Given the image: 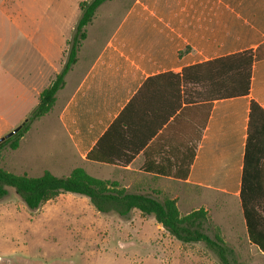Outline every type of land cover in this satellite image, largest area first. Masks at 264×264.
Instances as JSON below:
<instances>
[{
	"label": "crops",
	"instance_id": "1",
	"mask_svg": "<svg viewBox=\"0 0 264 264\" xmlns=\"http://www.w3.org/2000/svg\"><path fill=\"white\" fill-rule=\"evenodd\" d=\"M49 38L31 69L21 47L0 53V139L28 119L66 63L70 39ZM258 49L264 57V0H133L87 63L80 49L46 115H55L76 161L68 176L94 164L95 178L130 193L177 201L186 188L239 198L251 102L264 109V58L253 64L249 96L214 101L202 134L200 89L174 76ZM95 147L112 164L87 160ZM191 160L186 180L174 176Z\"/></svg>",
	"mask_w": 264,
	"mask_h": 264
},
{
	"label": "rangeland",
	"instance_id": "2",
	"mask_svg": "<svg viewBox=\"0 0 264 264\" xmlns=\"http://www.w3.org/2000/svg\"><path fill=\"white\" fill-rule=\"evenodd\" d=\"M82 1L86 0H0V53L21 47L24 68L31 69L38 58L37 47L47 46L50 36L72 40ZM132 2L111 0L97 10L87 26L88 38L80 44L82 62L98 51ZM54 49L58 50V43ZM12 116L15 120L23 115H9V119ZM30 127L19 149L6 146L0 151V168L30 177H39L45 170L57 177L68 176V169L77 165L55 115L38 119ZM91 166L89 174L95 177ZM7 190L8 195L0 199V264H221L203 243H181L139 211L126 217L101 214L87 197L69 193L30 210L14 189ZM177 202L182 216L201 208L207 211L203 231L223 238L232 251V264H264V254L249 242L239 198L192 196L185 188Z\"/></svg>",
	"mask_w": 264,
	"mask_h": 264
},
{
	"label": "trees",
	"instance_id": "3",
	"mask_svg": "<svg viewBox=\"0 0 264 264\" xmlns=\"http://www.w3.org/2000/svg\"><path fill=\"white\" fill-rule=\"evenodd\" d=\"M108 1L111 0H86L80 3V19L72 40L68 42L70 47L62 71L42 91L39 104L25 126L1 143L0 151L6 146L16 151L31 124L51 112L57 93L65 86L66 75L78 63L80 44L88 36L87 26L94 20L97 10ZM183 54L181 52L179 56ZM263 58L259 49L256 52L246 51L185 68L181 76H174L178 81L200 89L198 98L202 103V114L206 108L208 110V115H200L201 134L214 101L249 96L253 64ZM97 147L88 154L87 160L112 164L100 152L98 154ZM192 160L182 169V174L177 172L174 176L186 180ZM7 188L14 189L30 210H38L60 195L69 193L87 197L101 214L116 213L126 217L133 211H139L144 216L153 217L175 240L184 244L203 243L217 255L221 264H232V251L223 238L217 233L212 238L203 231L208 220L205 209L182 216L176 200H160L150 195L130 193L116 182L90 176L82 168L74 169L67 177H57L50 171H45L39 177H30L0 168V199L8 195ZM239 198L249 242L264 254V109L254 101L250 106Z\"/></svg>",
	"mask_w": 264,
	"mask_h": 264
},
{
	"label": "water",
	"instance_id": "4",
	"mask_svg": "<svg viewBox=\"0 0 264 264\" xmlns=\"http://www.w3.org/2000/svg\"><path fill=\"white\" fill-rule=\"evenodd\" d=\"M26 123H27V120H25L21 125H19L18 127H16L13 131H11L7 135H5V137H3L2 139H0V144L3 143L5 140L13 137L15 134H17L25 126Z\"/></svg>",
	"mask_w": 264,
	"mask_h": 264
}]
</instances>
